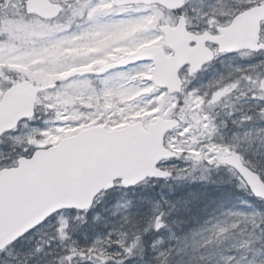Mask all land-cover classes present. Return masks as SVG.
<instances>
[{"label":"snow or ice","instance_id":"6c2138e0","mask_svg":"<svg viewBox=\"0 0 264 264\" xmlns=\"http://www.w3.org/2000/svg\"><path fill=\"white\" fill-rule=\"evenodd\" d=\"M0 264H264V0H0Z\"/></svg>","mask_w":264,"mask_h":264}]
</instances>
